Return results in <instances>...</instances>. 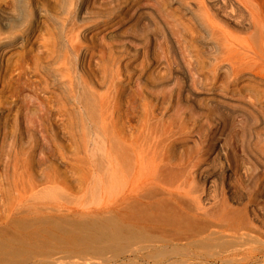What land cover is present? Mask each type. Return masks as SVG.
Segmentation results:
<instances>
[{"label":"rangeland","instance_id":"obj_1","mask_svg":"<svg viewBox=\"0 0 264 264\" xmlns=\"http://www.w3.org/2000/svg\"><path fill=\"white\" fill-rule=\"evenodd\" d=\"M0 1L3 9L12 8ZM106 1L92 0L90 6L105 12ZM238 1L233 15L228 11V15L214 17L219 31L213 37L186 15L180 22L165 18L157 5L152 16L142 21L137 0L127 1L124 13L113 15L114 26L111 19L108 23L100 18L97 24L96 20H78L75 13L82 0H19L20 15L14 27L27 42L6 53L0 63V239L8 238V245L25 251L13 261L264 264V0ZM36 4L43 15L35 10ZM29 21L34 30L27 35ZM83 22L90 27L86 38H78L88 47L92 71L88 85L63 90L24 69L30 55H39L46 44L55 49L42 55L51 74L50 58L66 54L73 29ZM67 54L75 58L70 51ZM74 65L78 74L87 68L84 64L81 69L78 62ZM19 72L26 74L16 80ZM113 101L116 130L129 139L138 138L143 118L152 108L158 122L150 141L157 149L149 150L154 159L144 154L150 165L147 170L152 173L161 168L164 157L176 163L173 167L178 168L179 162L175 173L181 179L180 191L184 190L182 201L192 204L201 199L208 210L206 217H189L181 225L172 221L176 227L171 222H154L155 228L163 227L150 230L154 236L161 234L152 240L154 244L149 242L152 245L135 238L127 247L126 242L107 243L112 215L116 221L125 216L130 231L136 223L131 216L132 184L119 181L117 166L114 190L110 188L107 105ZM44 104L47 114L43 115L38 107ZM40 114L43 119L28 127ZM157 168L152 175L159 173ZM162 229L165 241L170 242H162Z\"/></svg>","mask_w":264,"mask_h":264},{"label":"bare ground","instance_id":"obj_2","mask_svg":"<svg viewBox=\"0 0 264 264\" xmlns=\"http://www.w3.org/2000/svg\"><path fill=\"white\" fill-rule=\"evenodd\" d=\"M4 1L9 3V6L11 5L12 8L8 7L6 9H3L4 7H1L3 5H0V63L3 61V56L6 53H12L15 50V48H17L19 46L21 47L27 42L26 36H24L21 32L17 31L15 29V27H14V22H15V20H19L18 15H20V7L19 6L21 4L19 5V0H4ZM127 1H129V0H111V1L109 0V5L107 6L108 9L105 8L106 3L105 4L103 3L104 4V8L106 10H105V12H103V10H102V12H101V11H96L97 8L96 9H92L91 8L92 6H90V4L93 3L92 0H82V2L80 3L81 5L77 6L78 8H77V12L75 14H77V17H78L77 19L78 20H80L79 18L88 19V21L89 20H94V21L96 20L95 24H97L99 22L98 20L100 18H104L103 20L106 21V22H108V19L109 20L111 19L109 21V22H111V21H113V18H112V17H114L113 15H115L117 17L118 14H120V13L122 14V12L124 13V11H122V10L124 9L123 6L126 5ZM155 5H157L158 8L165 14V15H163V16H165V18L167 16V18H169V17L172 18L171 20H173V21L180 22L181 19L185 18L184 16L186 15V18L188 19L189 22L195 24L197 27H199L200 29L204 30L210 36L214 37V36H216L217 31H219V26L216 24V22H214V17H217V15L223 17L222 14L226 15L227 13H229L228 11H231L230 13L232 14V12L235 11L236 7H239L240 4H239L238 0H137L136 6H137V13H139V19L142 20V21H144V20L146 21L150 16H152V15H150V13L153 10V8L155 7ZM174 5L176 6V9L172 10L171 8ZM93 6H94V4H93ZM5 7H7V6H5ZM34 8H35V10L37 12H40V14L44 13L43 11L41 12L42 8L39 5L36 4ZM32 11L33 10H31V14H32ZM245 12L247 13L246 10H245ZM41 15H43V14H41ZM123 16H122V18H123ZM146 16H148V18ZM116 17L114 18V20L117 19ZM119 17L120 16H118V18ZM118 20L121 23L122 19H121V21H120V19H118ZM104 21H102V22H104ZM166 21H168V19ZM26 22H28V21H26ZM102 22L100 23L101 25H102ZM113 22L116 23L117 21H113ZM113 22H111V24ZM77 23H79V21H77ZM105 24H107V23H105ZM111 24H109V26H112ZM114 25H116V24L113 23V26ZM117 25H120V24H117ZM74 26H75V24H74ZM91 26H93V25H91ZM107 27H108V25H107ZM77 28H78V26H77ZM89 28L90 27H88V29ZM88 29L85 26V23H84L83 26H79L78 29H76V28L73 29V32H74L75 35H74V39L73 40H69V42H68L69 43L68 51L73 53L75 58H71L70 57L71 54H69V55L67 54L68 51L66 52V54H63L61 56L56 54V56L50 58L51 59L50 60L51 65L49 67H51L50 69H52V73L51 74H49V71L48 72L46 71V67L45 66L47 64L46 65L43 64L42 60H44V59L42 58L43 57L42 55L45 54V50L47 52L51 51L52 53H55V49H53L51 47H48L46 44H44L42 46L44 49L39 51V55H34V56L30 55V57H29L30 63L28 64L27 67H24V69H27L28 73L30 75H32V76L33 75H40V78L42 80H44V77H46L49 80L50 83H52V84H56L57 83V86L59 88L63 89V90L64 89L72 90L74 88V86H76L78 84H80L81 86L88 85V83H89L88 82V78L92 74V71L89 68L90 60H88V58H87V56H88V47L86 46V43H85V46H86L85 47L84 43L82 44L78 40V38H80V37L81 38H86V36L90 32V31H88ZM108 29H110V27H108ZM33 30H34V23L29 21V23L27 24V30H25L27 35L30 34L31 32H33ZM111 33H113V32H111ZM167 38H169V37H167ZM28 55H29V52H28ZM74 56L72 55V57H74ZM170 57H169V59H170ZM174 57H175V55H174ZM72 59H75L74 61L78 62V64L82 67L81 69H83L84 64H86V66H87V68H85L86 70L83 69L84 71L83 72L81 71L82 73L80 72V74H78L76 72L77 70H74V66H75L74 64L76 62L74 63V61ZM171 60H173V59L171 58ZM117 63L115 65H117ZM22 74H26V73L25 72L24 73L19 72V74L17 75L16 80H20V78L22 77ZM38 83L42 86L41 81H38ZM35 88H37V86H35ZM42 89L44 90L43 93H47L48 92V89H46L44 86H42ZM112 96H111V101H112ZM169 96H171V95H169ZM30 98H32V97H30ZM44 99L46 101H48L50 99V97H48V98L45 97ZM35 101H38V100H35ZM110 103H111L110 105H107L108 106V114H109L108 115V126H109V128H108L109 129L108 130V153H109V159H110L109 160V163H110V188H111V190H114V182L116 180V178H115V167L117 166L118 169H119V181L124 182V183L130 182L132 184L135 201L133 203L134 205L131 206V212H132L131 216L134 219V221H136V223H135L134 230L130 231V229L127 228L125 226V224H124L125 216H121L118 219V221H116L115 218L112 215L110 217V220H109L108 234L106 236L107 240H108L107 243L109 244V242H110L111 244H113L114 242H118L119 243L120 241L121 242L123 241L122 243L120 242V244H123L124 242H126V244H127V242L130 244V240L135 238V239H137L139 241H144V242L148 241L147 243L150 244L149 242L151 241V243H152L154 241V238L157 239V237H156L157 234H158V237L161 236V234L155 233V232H153V233L156 234L155 236L153 234H151L152 233L151 231H154L157 228V227L155 228L156 225H154V222L156 224V223H158L157 221L161 220V223L163 224L164 221H165V223L166 222L167 223L168 222L172 223V221H173L175 224L176 223L179 224V222H180L179 225H181V222H183L184 220L186 221V219H188L189 217H191V219L192 218L195 219V218H197L199 216L206 217L208 215V212H207L208 210H206V208H204V206L201 204V202H202L201 199L200 200L196 199V201L194 203H192V204L189 203L187 200H186L187 204L184 202V200L182 201V199H183L185 194H182L184 190L183 191L181 190L182 192L180 191V188H183V187H181V185L179 183L181 179H179L178 178L179 175H177V173H175L176 169L180 168L179 167V162L177 163L178 164V168H177L176 165H174L176 167H173V164H176V163H173L172 159L169 160L170 157L169 158H167V157L163 158L162 157L163 158L162 161H161L162 165H161V163H159L160 166L156 165L158 167L162 166L161 168H157L156 167L157 169H159V173H160V174L158 173L159 175L158 174L152 175V173L154 174V172H158L156 170V168H154L156 171L154 170L152 173H150L151 171L149 172L147 170L149 168L148 167L149 163L146 164L147 163V158L145 156L147 154L149 156L150 155L149 153H151L149 150L155 148L152 145V144H154L153 141H152V144H151V141H150L151 137L150 136L152 134L154 135V133H155L154 132L155 131L154 125L157 124V122H158L157 121L158 118L155 116L156 114H154V111H152V108H150L151 110L148 109V111L150 110L149 112L146 111L148 113L145 115V118H143V127L140 126L142 131H141V129H139L140 130L139 133H138L139 135H137L138 138L137 139H132L134 136L131 135L132 138H130V139H132V140H130L129 138L124 136V134H122V133H124V132H122V130H121V132L118 131L119 129L116 127V123H117L116 121L118 119L115 120V115H116L115 114V109L117 108V107H115L116 103H114V101L110 102ZM39 104H43V103L41 101H39ZM45 105H47V104H44V106H39L38 107L40 112L43 113L44 109H46V111H47V106H45ZM118 110H120V109H118ZM45 113H43V115ZM117 113H118V111H117ZM41 114L38 117L34 118L33 120L29 121L28 124H27L28 127L30 125H32L34 121L40 122L41 119H39V117H42ZM160 118H161V116H160ZM42 119H43V117H42ZM141 125H142V123H141ZM155 128H156V126H155ZM167 128H168V126H167ZM116 129H118V130H116ZM160 130H162V129H160ZM172 131H173V134H175L174 133L175 131L177 132V130H172ZM180 131L177 133L178 135L181 134ZM157 132H159V131H157ZM168 133L170 134V132H168ZM167 135L168 134L165 133V137ZM175 137H176V135L174 136L173 139H175ZM156 138H157V136H156ZM152 139H154V137ZM178 139H180V138H178ZM175 140H177V139H175ZM154 141H156V140L154 139ZM161 141H164V140H161ZM157 142H159V140H157ZM174 144H175V141H174ZM157 145H158V143L156 144V146ZM165 146H167V145H165ZM159 148H162V147H159ZM155 149H157V148H155ZM168 149L170 150L171 148L167 147V150ZM158 151H160V150H158ZM163 151H165V150H163ZM172 151H173V149H172ZM160 152H158V153L160 155H163V153L161 154ZM145 153H146V155L144 156ZM176 153H173V154L176 155ZM171 155L169 153V156H171ZM165 156H166V154H165ZM175 157L172 156V158H175ZM177 157H178V155H177ZM150 158H153V157L151 156ZM155 158H157V157H155ZM179 159H180V157L178 158V161H179ZM200 160L201 159H199V161ZM171 161H172V164H170ZM185 162L187 163L188 161H185ZM182 164H184V163H182ZM192 165H193V163H192ZM184 167L186 168V165ZM192 169H193V166H192ZM180 170H182V169H180ZM190 170L191 169H189V171ZM195 170H193V171H195ZM178 171H179V169H178ZM187 174L188 173H186L185 176ZM147 176H148L149 179L147 178ZM152 176H154V177H152ZM181 177L182 176L180 175V178ZM186 177H188V176H186ZM188 180L190 181V178ZM160 184H162V185H160ZM186 184H187V182H186ZM158 188L160 190H157ZM111 190H110V195H111V192H112ZM161 190H162V192L158 193V191H161ZM188 190L186 189V191H188ZM158 194H159V197L157 196ZM121 195L125 196L124 191L121 193ZM188 196H189V194H188ZM188 196H186V197H188ZM113 197L114 196H111V208L113 206ZM186 197H185V199H186ZM199 198H201V197H199ZM181 202H183V205H182ZM184 203L187 206L184 205ZM188 203L191 206H189ZM201 220H204V219L201 218ZM167 223L164 224V225H168L169 224V223L168 224ZM173 225L174 224L172 223L171 226H173ZM162 227H158V228H162ZM164 227L166 228V227H169V226H164ZM181 227H183V226H180L179 228H181ZM158 228H157V230H158ZM160 230L161 229H159V231ZM163 230L164 229H162V231H161V232H163L162 236H165L164 232H166V230L165 231H163ZM149 231H150V233H149ZM8 240H9L8 238H7V240L0 239V264H17V260H15V261H13V260L14 259H18L21 256L23 257L24 256L23 254H25L24 253L25 251L21 250V249L18 250L16 248H14V246L11 247L10 243H9V245L6 243ZM165 240H166V236H165L164 240L162 239V242L165 243V242L169 241V240H167V241H165ZM21 242H23V241H21ZM159 242H161V240ZM11 244L13 245V242H11ZM21 244H23V243H21ZM152 244H154V243H152ZM152 244H150V245H152ZM155 244H158V242L156 241ZM110 246H113V245H110ZM115 246L117 247L118 245H115ZM127 246H128V244L125 247H127ZM4 248H5V251H2ZM116 249L117 248H115L114 250H116ZM110 250L112 251L113 248L111 247ZM2 252H4V253H2ZM134 260H135V258H134ZM126 262H129V261H126ZM18 263H19V261H18Z\"/></svg>","mask_w":264,"mask_h":264}]
</instances>
